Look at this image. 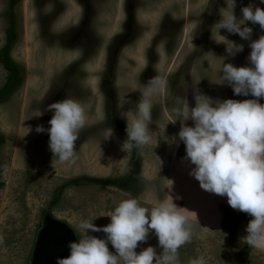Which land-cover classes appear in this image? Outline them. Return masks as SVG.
I'll list each match as a JSON object with an SVG mask.
<instances>
[{
    "label": "rangeland",
    "instance_id": "1",
    "mask_svg": "<svg viewBox=\"0 0 264 264\" xmlns=\"http://www.w3.org/2000/svg\"><path fill=\"white\" fill-rule=\"evenodd\" d=\"M214 1H16L18 39L10 56L21 77L0 101V264L30 263L45 213L64 221L80 238L81 218L104 226L110 222L107 215L124 199L135 197L150 209L155 198L165 197L170 164L185 155L182 142L178 149V138L169 142L181 126L179 119L170 122L172 113L183 111L185 101L194 107V87L208 89L218 72L216 63L221 65L218 57H228L224 29L218 35L214 27L226 5ZM7 2L0 0V47L6 36ZM252 3L256 7L258 0H237L233 14L239 19L241 7ZM201 54L207 55L203 63L202 58L196 60ZM6 75L0 63V86ZM155 77L166 80L167 86L152 97V141L128 151L122 145L126 120L130 123L137 115L136 104ZM65 97L82 105L85 124L75 142V162L58 164L48 148L47 132L37 133L35 127H50L52 111L47 106ZM122 97L127 103L121 108ZM111 113L113 122L108 120ZM184 123L193 125L191 120ZM174 167L172 175L187 168L180 163ZM128 171L131 179L121 185L100 181ZM209 202L206 215L217 223L220 211ZM223 210L224 219L232 210ZM189 220L192 235L178 249L179 264L198 257L206 264H264V253L241 240L246 235L241 222L214 229ZM88 234L105 237L103 232ZM148 246L161 252L151 231L135 251ZM108 248L115 252L110 244Z\"/></svg>",
    "mask_w": 264,
    "mask_h": 264
},
{
    "label": "clouds",
    "instance_id": "2",
    "mask_svg": "<svg viewBox=\"0 0 264 264\" xmlns=\"http://www.w3.org/2000/svg\"><path fill=\"white\" fill-rule=\"evenodd\" d=\"M224 3L225 11L214 24L217 34L224 29L249 40L250 52L246 66L222 61L215 83H226L234 95L253 98L221 100L196 95L194 107L189 108L185 101L183 111L172 113L174 119L170 122L179 119L181 126L169 142L178 138L184 144L185 158L194 165L189 175L199 182L201 189L226 196L231 208L251 217L241 240L264 253V103L256 99L264 98V35L251 40L252 28L246 24L251 22L264 29V9L251 4L241 7L238 19L233 14L236 0H224ZM260 3L264 4V0ZM230 43L231 48H226L229 55L243 50V45ZM166 86V80L158 77L148 82L136 104L137 115L130 123L126 120V139L122 145L128 151L151 143L148 125L152 97L162 93ZM125 103L122 97L120 107ZM47 109L52 111L50 127L37 125L35 131L47 132L48 148L58 164L74 163L75 142L85 124L84 109L78 101L67 97L49 104ZM40 115L41 112L37 116ZM187 120L193 125L187 126L184 123ZM166 180L170 193L173 181ZM174 199L179 197L171 194L163 199L157 197L150 209L135 197L124 199L107 215L110 222L104 226H96L93 219L81 218L78 228L83 235L78 241L69 242L70 254L57 258L56 264H179L178 249L191 239L189 213L194 212L177 206ZM89 230L103 232L105 237L89 235ZM150 231L156 236L161 252L157 254L153 246H148L137 253L138 242H145ZM108 244L114 253L109 251ZM190 264H206V261L198 257Z\"/></svg>",
    "mask_w": 264,
    "mask_h": 264
},
{
    "label": "crops",
    "instance_id": "3",
    "mask_svg": "<svg viewBox=\"0 0 264 264\" xmlns=\"http://www.w3.org/2000/svg\"><path fill=\"white\" fill-rule=\"evenodd\" d=\"M239 1V0H238ZM237 2V1H236ZM253 6H255L254 3H252ZM260 4V8L264 9V4L260 3V0H258V5ZM256 5V7L258 6ZM248 27L252 28V34L250 39L255 40L258 39L259 36L264 35V29H261L258 24H250ZM225 39V40H224ZM224 39L222 38V42L227 46L228 48H231V43L233 44H238V45H243V50L241 52H237L234 55H229L228 57H221L220 59L221 65L222 61L223 63H231L234 66H246L248 65L247 61V56L250 52V47H249V40H244L241 39L237 34L234 33H229L226 30H224ZM249 50V51H248ZM246 51V52H245ZM207 55H197L196 60H199L202 58L201 62L203 63L205 61V57ZM211 56V55H209ZM219 56V55H218ZM212 60V57H211ZM210 63V62H209ZM221 65L218 67L216 63L217 70L219 72ZM218 72L217 75L215 76L214 73V81H212V85L210 84L208 86V89L202 87L201 84H197L195 88V93L196 95L199 94H204L208 97H211L213 99H220L222 95L223 99L226 98H231L235 100H244V99H252L250 95L245 97V96H240V95H234L231 87L228 86L226 83L223 85L216 84L215 82L218 79ZM199 87L202 89V91L199 89ZM206 89V90H205ZM194 96V100H195ZM221 99V100H223ZM260 103H264V98H256ZM181 142L178 144V149L182 145H180ZM178 163L181 164L182 169H184L186 166L187 168L184 171H178L180 169H176L175 173L172 175V170L175 168ZM184 166V167H183ZM194 167V165L190 164L189 161L185 158V155L182 157H177L174 158L170 164V168L168 171V178L173 181V186L171 190V195L174 197H179V199H174V203L179 206L186 208L189 211H193L194 213H189V219L197 221L200 225L206 228H214V229H220L222 227V220H223V215H224V207H228L230 210H232L235 213H242L238 210H234L231 208L228 203H227V197L226 196H220L214 193L207 192L203 189L200 188L199 182L189 175V170ZM181 177V178H180ZM186 178V179H185ZM184 180V181H183ZM183 181V182H182ZM168 184V181L166 180L165 182V193L169 194V190L166 188ZM166 196V195H165ZM209 200H213V202H209ZM205 202H209V206L216 208L217 210L220 211V217L217 220V223H214V221H211L209 217L206 215V211L209 209L207 205H205ZM196 214V215H195ZM249 220H241V228H243Z\"/></svg>",
    "mask_w": 264,
    "mask_h": 264
},
{
    "label": "trees",
    "instance_id": "4",
    "mask_svg": "<svg viewBox=\"0 0 264 264\" xmlns=\"http://www.w3.org/2000/svg\"><path fill=\"white\" fill-rule=\"evenodd\" d=\"M17 0H8L7 7L5 10V19H6V36H5V42L0 47V63L4 67V69L7 72L6 78L2 86H0V101L3 100L8 94H10L14 89L17 87L20 77H21V71L19 68V65L11 58L10 52L13 47V45L16 43L18 39V33H17V26H16V16L14 7L16 5ZM237 1V0H236ZM216 4H224V0H217L214 1ZM216 4L213 5V7L216 6ZM111 58L109 60V68L107 77L108 80L111 78ZM107 89L110 90V86H107ZM111 97V96H110ZM111 100V99H110ZM113 106V103L111 101L110 107ZM110 110V109H109ZM108 120L110 122H113V114L109 116ZM131 179V172H127L124 175H120L117 177H109V178H102L100 181L105 182L106 184L111 185H121L123 183L129 182ZM250 220L251 217L247 215L246 213H235L233 211H228V213H225L224 219H223V227H230V226H237L241 220Z\"/></svg>",
    "mask_w": 264,
    "mask_h": 264
},
{
    "label": "water",
    "instance_id": "5",
    "mask_svg": "<svg viewBox=\"0 0 264 264\" xmlns=\"http://www.w3.org/2000/svg\"><path fill=\"white\" fill-rule=\"evenodd\" d=\"M46 220L49 223L44 226L40 233L39 244L45 264H50L52 257H66L69 251V242H76L77 239L74 230L64 221L48 214Z\"/></svg>",
    "mask_w": 264,
    "mask_h": 264
},
{
    "label": "flooded vegetation",
    "instance_id": "6",
    "mask_svg": "<svg viewBox=\"0 0 264 264\" xmlns=\"http://www.w3.org/2000/svg\"><path fill=\"white\" fill-rule=\"evenodd\" d=\"M47 214L50 215L49 213H45L43 215V217H42V221H41V224H40V227H39V231L37 233V237H36V240H35V243H34V246H33V251H32V254H31V258H30V263L29 264H45V259H44L43 255L41 253V250H40L39 236H40V233H41L42 229L44 228V226L49 223V221L46 220ZM74 234H75L76 239L78 241L79 240V236L75 233V231H74ZM71 242H75V241H71ZM69 254H70V249L68 251V255ZM66 257H60V258H66ZM56 260H57L56 257H52L50 259V264H56Z\"/></svg>",
    "mask_w": 264,
    "mask_h": 264
}]
</instances>
